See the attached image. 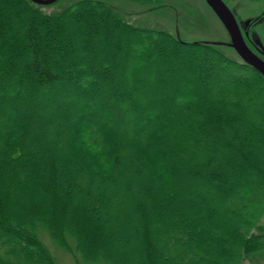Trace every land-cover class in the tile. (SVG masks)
Returning a JSON list of instances; mask_svg holds the SVG:
<instances>
[{
    "label": "trees",
    "instance_id": "obj_1",
    "mask_svg": "<svg viewBox=\"0 0 264 264\" xmlns=\"http://www.w3.org/2000/svg\"><path fill=\"white\" fill-rule=\"evenodd\" d=\"M41 6L0 0V264H61L44 233L75 264H264L262 75L102 0Z\"/></svg>",
    "mask_w": 264,
    "mask_h": 264
},
{
    "label": "rangeland",
    "instance_id": "obj_2",
    "mask_svg": "<svg viewBox=\"0 0 264 264\" xmlns=\"http://www.w3.org/2000/svg\"><path fill=\"white\" fill-rule=\"evenodd\" d=\"M75 0H58L54 4L41 6V9L47 12L54 11L65 7L70 2ZM114 10L122 14L126 21L132 24L156 26L167 30L174 37L182 41L199 42V41H227V36L223 32L218 20L215 16L205 10L203 0H106ZM237 15H244L248 9L252 10L255 3H250L249 0H231ZM198 12L201 16L196 17ZM97 29L96 25L87 26L85 31L89 35H94L93 32ZM79 31V30H78ZM176 31V32H175ZM78 33V32H77ZM100 41L105 40L104 35L97 36ZM72 40L66 39L63 43L60 41L53 42L56 50L60 51L63 44L68 46ZM11 45L16 41H8ZM139 49H143L140 46ZM228 54L234 59L241 61L237 56H234L235 51L227 48ZM136 61V60H135ZM106 93V89H102ZM109 118V117H108ZM54 126V123L51 122ZM4 135L0 130V136ZM43 242L48 246L51 252L57 257L61 264H75L73 259L58 248L48 237L43 234Z\"/></svg>",
    "mask_w": 264,
    "mask_h": 264
},
{
    "label": "flooded vegetation",
    "instance_id": "obj_3",
    "mask_svg": "<svg viewBox=\"0 0 264 264\" xmlns=\"http://www.w3.org/2000/svg\"><path fill=\"white\" fill-rule=\"evenodd\" d=\"M106 1V0H102ZM205 5V10L215 16L218 20L219 25L221 26L223 32L227 36V41L223 40H215L210 41L213 44H219L220 42L224 43L223 45L227 46L231 50H233L231 43V37L226 30L222 21L217 17L212 8L207 4L205 0H203ZM223 3L230 10L233 18L236 22V25L239 29L240 35L249 48V50L258 56L260 59L264 61V0H249L250 3H255L252 6V10H247L243 12L244 15H237L235 10H238L234 7V5L230 2L231 0H222ZM196 13V17H200L201 15L198 12ZM176 32V31H175ZM217 46V45H216Z\"/></svg>",
    "mask_w": 264,
    "mask_h": 264
},
{
    "label": "water",
    "instance_id": "obj_4",
    "mask_svg": "<svg viewBox=\"0 0 264 264\" xmlns=\"http://www.w3.org/2000/svg\"><path fill=\"white\" fill-rule=\"evenodd\" d=\"M37 4H50L56 0H32ZM215 14L224 24L231 37L230 45L236 50L241 59L250 66L254 67L264 78V61L252 53L244 43L233 15L222 0H206Z\"/></svg>",
    "mask_w": 264,
    "mask_h": 264
}]
</instances>
